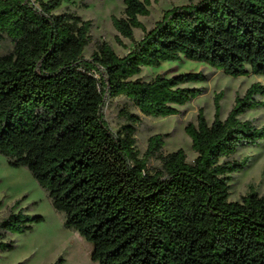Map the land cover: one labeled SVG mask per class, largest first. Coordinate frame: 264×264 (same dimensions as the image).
<instances>
[{"label": "trees", "instance_id": "1", "mask_svg": "<svg viewBox=\"0 0 264 264\" xmlns=\"http://www.w3.org/2000/svg\"><path fill=\"white\" fill-rule=\"evenodd\" d=\"M68 1L0 0V44L10 42L0 54V155L29 169L98 264H264V193L230 199L233 174L248 163L236 154L264 140V125L241 117L264 107V84L237 95L225 119L220 92L212 123L202 110L187 123L196 152L189 160L182 148L164 153L168 133L152 134L141 155L138 123L141 114H180L177 106L204 91L187 84L208 74L134 78L145 66L183 59L232 77L264 75V0L189 1L149 30L140 16L152 0H123L124 15L112 22L133 47L120 56L99 41L89 57L92 20L57 12ZM135 28L144 32L139 41ZM118 96L141 114L122 106L125 123L114 131L105 108ZM20 205L0 220V253L15 247L9 234L44 220Z\"/></svg>", "mask_w": 264, "mask_h": 264}, {"label": "rangeland", "instance_id": "2", "mask_svg": "<svg viewBox=\"0 0 264 264\" xmlns=\"http://www.w3.org/2000/svg\"><path fill=\"white\" fill-rule=\"evenodd\" d=\"M189 1L199 0H152L150 14L140 16L146 29H151L156 21L160 20L166 9L174 5L186 4ZM123 0H70L64 2L57 12L70 9L81 15L84 19L92 20L91 43L85 48L84 55L89 57L96 49L99 41L109 42L117 54L123 56L130 51L134 42L121 36L112 22V16L124 15ZM144 32L141 28L134 29V39L139 41ZM118 36L120 40H118ZM10 47V42L0 44V54ZM203 71L208 79L201 83H189L188 86L203 87L201 95L177 106L180 114L170 116H145L134 107L125 96L110 98L105 108V115L110 127L114 131L121 129L125 120L118 116L122 106L131 108L141 114L138 123L137 148L141 155L144 153L148 138L156 133H168L165 138L164 153L177 149H184L189 160L196 157L192 148L191 137L185 127L189 121L197 122V116L202 110L212 123L215 115V96L222 92L220 100L221 118L225 119L232 108L237 95H243L254 82L264 84V75L249 74L240 77L226 75L206 63L188 59L181 61H166L159 67L145 66L134 76L143 80H151L160 73L167 76L187 72ZM243 119H252L256 124L264 125V107L249 110L241 116ZM237 159L247 158L248 163L244 170L233 174L231 181V200H241L248 192L255 190L264 193V140L259 146L241 148L236 154ZM152 165H158L153 161ZM21 200V205L28 208L32 215H42L44 220L36 223L33 229L24 233H11L9 239L14 240L12 250L0 253V264H98L91 259L93 246L77 231L64 226V213L57 211L48 193L38 184L32 173L24 166L15 167L8 163L5 156L0 155V220L9 212L11 206Z\"/></svg>", "mask_w": 264, "mask_h": 264}]
</instances>
